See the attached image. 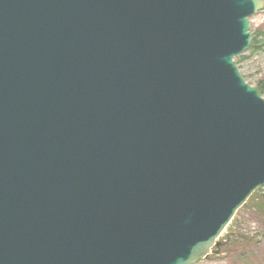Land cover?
Masks as SVG:
<instances>
[{"label":"water","instance_id":"obj_1","mask_svg":"<svg viewBox=\"0 0 264 264\" xmlns=\"http://www.w3.org/2000/svg\"><path fill=\"white\" fill-rule=\"evenodd\" d=\"M264 0H0V264H196L264 187L234 59Z\"/></svg>","mask_w":264,"mask_h":264},{"label":"rangeland","instance_id":"obj_2","mask_svg":"<svg viewBox=\"0 0 264 264\" xmlns=\"http://www.w3.org/2000/svg\"><path fill=\"white\" fill-rule=\"evenodd\" d=\"M249 32L256 38L260 51L254 55L245 52L243 60L234 61L240 77L253 88L259 83L264 85V8L248 19ZM262 43V44H261ZM264 100V95H261ZM259 197L250 205L249 211H242L243 217L237 220V226L227 228L221 234L218 249L197 264H264V213L258 210L264 207V187L257 191ZM239 238V239H236ZM249 242L248 247L240 246L241 239Z\"/></svg>","mask_w":264,"mask_h":264},{"label":"trees","instance_id":"obj_3","mask_svg":"<svg viewBox=\"0 0 264 264\" xmlns=\"http://www.w3.org/2000/svg\"><path fill=\"white\" fill-rule=\"evenodd\" d=\"M262 44V43H261ZM260 51V47L258 48V42L256 40V38H252V42L250 47L248 48L247 52L249 55H254L255 53H258ZM237 62H240L243 60L242 56H239L237 59ZM257 90L260 93V95H264V85L259 83L257 85ZM259 194L257 191L255 193L252 194V196L248 199V201L246 202V204L235 214V217L233 218L232 222L230 223V225L228 226L229 229L234 228L235 226H237V220L239 219V217H243L244 214L242 211H249L250 209V205H252L253 202H255V205H257V201H256V197H259ZM258 210H263L264 213V207L261 209L258 207ZM239 239V238H236ZM240 246H238V248L242 247V246H246L248 247L249 242L247 240L241 239L240 241Z\"/></svg>","mask_w":264,"mask_h":264}]
</instances>
